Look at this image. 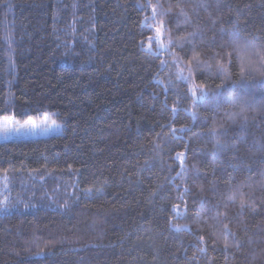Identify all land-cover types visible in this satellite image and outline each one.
<instances>
[{"label":"trees","instance_id":"16d2710c","mask_svg":"<svg viewBox=\"0 0 264 264\" xmlns=\"http://www.w3.org/2000/svg\"><path fill=\"white\" fill-rule=\"evenodd\" d=\"M47 113L0 264H264V0H0V117Z\"/></svg>","mask_w":264,"mask_h":264},{"label":"rangeland","instance_id":"374dc122","mask_svg":"<svg viewBox=\"0 0 264 264\" xmlns=\"http://www.w3.org/2000/svg\"><path fill=\"white\" fill-rule=\"evenodd\" d=\"M45 116L47 117V120L45 123H41L45 119ZM11 120L12 122V127L15 128L18 125H23L26 120L29 118L20 121L16 120L13 117H8V116H3L0 117V141H9V140H14V139H37V138H45L49 137L55 134H60L63 132V125L58 123L57 121L54 120L51 114H41L37 117H31L32 120L36 122V129L34 132L31 133H26L23 129L19 133L17 132H9L5 134L3 131V127L6 123V119ZM54 122V123H53ZM48 127V131H43L45 127ZM8 178L0 177V194L7 189L8 187ZM6 200L3 202L5 203Z\"/></svg>","mask_w":264,"mask_h":264},{"label":"snow or ice","instance_id":"6c2138e0","mask_svg":"<svg viewBox=\"0 0 264 264\" xmlns=\"http://www.w3.org/2000/svg\"><path fill=\"white\" fill-rule=\"evenodd\" d=\"M157 31H159V30H157ZM201 99H203V96H201ZM5 119H6V123L3 127V131L5 132V134H7L9 132H13V131L19 133L21 131V129H23L26 133H31V132H34L36 127H37L36 122L34 120H32L31 118L26 120L23 125H18L15 128L12 127L11 120H8L7 118H5ZM46 120H47V117L45 116V119L43 121H41V123H45ZM48 130H49V128L47 126L43 129V131H48ZM225 227H227V226H225Z\"/></svg>","mask_w":264,"mask_h":264}]
</instances>
